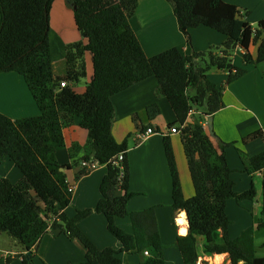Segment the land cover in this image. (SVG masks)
Segmentation results:
<instances>
[{"label":"trees","instance_id":"obj_1","mask_svg":"<svg viewBox=\"0 0 264 264\" xmlns=\"http://www.w3.org/2000/svg\"><path fill=\"white\" fill-rule=\"evenodd\" d=\"M74 4L76 27L87 37V43L75 42L67 46V73L54 76L50 58V7L53 0H0V72L22 75L36 100L41 114L35 117L12 119L0 112V166L9 162L21 177L13 182L0 178V235L7 233L24 248V264H34L33 249L51 228H60L69 238L79 240L86 249L83 264H123L120 252L134 253L149 250L151 256L142 264H167L160 244L159 233L151 210L129 212V162L126 142L119 143L112 133V84L118 69H129L123 87L155 76L159 91L170 103L176 120L171 124L184 125L182 141L194 194L184 195L176 158L169 136L164 147L173 181L174 210L186 211L189 232L178 238L177 245L185 264H197V235L206 237L204 252L227 253L230 264H264V255L256 254L255 233L264 232V150L250 156L242 153L244 171L260 172L263 184L262 216L254 226L231 238L227 200L256 197V188L236 193L226 149L235 142H223L213 137L203 122L224 108L223 91L227 84L247 72L233 64L238 47L244 49L245 65L264 62V19L253 27L244 19L240 7L225 0H167L173 8L179 29L192 45L191 30L199 26L212 28L226 37L221 46L207 51L184 54L173 47L146 57L136 37L130 18L138 0H71ZM259 43L257 55L250 47ZM93 56V79L87 86V96L94 104L92 113L63 101L57 95L61 82H77L86 75L83 56ZM215 69L227 71L224 85L212 81L208 73ZM197 108L188 121L191 111ZM152 116L160 112L158 105L149 107ZM76 119L88 131L83 158L91 156L107 166V174L100 186L101 199L94 209L103 213L109 231L122 243L117 251L99 249L81 230L78 222L93 210L78 211L69 217L65 209L71 203L72 189L64 168L56 158V151L64 147L62 131ZM263 138L258 130L248 139ZM123 154V158L119 157ZM217 155L219 163L210 165L208 159ZM77 175L79 179L86 172ZM123 177L120 179V176ZM118 187L124 191L116 193ZM129 216L133 233L128 234L115 223L116 217ZM222 231L223 242L214 235ZM264 249V240L262 243ZM7 258V263L11 261ZM68 264H74L69 262Z\"/></svg>","mask_w":264,"mask_h":264},{"label":"crops","instance_id":"obj_2","mask_svg":"<svg viewBox=\"0 0 264 264\" xmlns=\"http://www.w3.org/2000/svg\"><path fill=\"white\" fill-rule=\"evenodd\" d=\"M241 8L244 19L253 27L264 19V0H225ZM1 19V15H0ZM131 25L146 57L154 56L167 49L177 47L184 54L205 52L214 46H221L226 37L218 31L199 26L191 30L192 45L179 29L173 8L167 0H139L134 15L130 18ZM75 42L87 43V37L76 27L74 20V4L71 0H53L50 7V58L54 76L67 73V46ZM259 43L250 47L254 56L257 55ZM244 49L238 47L233 54V64L247 69L240 78L227 84L223 91L224 108L213 117L216 136L223 142H235L226 149V156L236 193L249 190L254 184L256 197L252 200H227L226 210L231 220L230 237L237 238L242 232L254 226L262 216L263 184L260 172L253 175L244 171L242 153L250 156L264 150L263 138H244L261 130L264 133V62L256 65H245ZM86 75L77 82H68L66 87H57V95L63 101L88 113L95 110L94 104L87 96V86L93 79V56L86 52L83 56ZM127 66H121L116 74L111 90L114 105L112 113V133L117 142H126L129 162L128 192L132 193L128 201L129 212L151 210L156 224L162 253L167 264H185L182 253L177 245L178 238L189 232V219L186 211L174 210L173 181L164 147V138L169 136L173 146L176 164L180 175L184 195L191 197L194 187L190 175L188 159L182 141V133H170L171 124L176 120L174 111L167 98L159 91V82L150 76L129 87H123L128 75ZM219 76L215 82L224 85L228 78L227 71L212 69L208 76ZM212 80V79H211ZM158 105L160 112L152 116L149 107ZM0 112L12 119L35 117L41 114L25 78L17 72H0ZM197 108L192 116L199 114ZM207 127V122H203ZM177 126V125H175ZM154 130L146 134L147 129ZM64 147L56 151L58 162L64 166L68 185L72 189L71 203L65 212L74 217L78 211H93L78 222L81 230L96 244L99 249L112 248L120 251L122 243L109 231L107 219L103 213L94 209L102 197L100 186L107 174V166L98 165L93 169L82 166L84 147L88 131L82 128L76 119L62 131ZM239 148V149H238ZM89 160H92L94 158ZM210 165L219 163L217 155L208 159ZM86 172L77 179L83 170ZM8 178L13 182L20 179L19 171L9 162L0 166V178ZM124 192L123 190L121 191ZM116 190V193H121ZM185 215L183 220L182 215ZM182 220L184 222H182ZM115 223L126 233H133L129 216L116 217ZM264 240V232L258 230ZM222 231L215 233V239L221 243ZM13 241V246L10 245ZM206 237L197 235V264H230L227 253L207 254L204 252ZM262 243L256 245V254L264 255ZM259 246V250L257 249ZM24 248L16 240L5 234L0 235V264H24L22 260ZM34 264H83L86 249L77 239L69 238L60 228H49L33 249ZM17 254V255H16ZM11 261L7 263V258ZM123 264H142L151 256L149 250L118 254ZM238 264H245L240 261Z\"/></svg>","mask_w":264,"mask_h":264},{"label":"built area","instance_id":"obj_3","mask_svg":"<svg viewBox=\"0 0 264 264\" xmlns=\"http://www.w3.org/2000/svg\"><path fill=\"white\" fill-rule=\"evenodd\" d=\"M68 85V83L66 81H63L60 83V87H66ZM192 113V111H191ZM184 128V125H177V126H173L170 128V133H182V130ZM154 130L152 128L147 129L146 134H151L153 133ZM120 159L123 158V154L119 157ZM98 165V162L95 159L92 160H85L82 162V166L85 167L86 169H93ZM123 177V175L120 176V179ZM117 191L121 192L122 189L121 187L117 188Z\"/></svg>","mask_w":264,"mask_h":264},{"label":"water","instance_id":"obj_4","mask_svg":"<svg viewBox=\"0 0 264 264\" xmlns=\"http://www.w3.org/2000/svg\"><path fill=\"white\" fill-rule=\"evenodd\" d=\"M206 122H207V127L210 132V134L215 137L216 133L214 131V122H213V117L212 116H206Z\"/></svg>","mask_w":264,"mask_h":264},{"label":"rangeland","instance_id":"obj_5","mask_svg":"<svg viewBox=\"0 0 264 264\" xmlns=\"http://www.w3.org/2000/svg\"><path fill=\"white\" fill-rule=\"evenodd\" d=\"M139 1V0H138ZM172 6V5H171ZM217 77H219V76H210L209 75V78L210 79H212V81H214L215 82V80H216V78ZM3 234H5L6 236H9L7 233H3ZM10 238H12L11 236H9ZM12 240H15V239H13L12 238ZM13 241H11V243H10V245L11 246H13V243H12ZM260 243H262V236L261 235H258L257 237H256V245H260ZM257 249L259 250V246H257ZM17 255V254H16Z\"/></svg>","mask_w":264,"mask_h":264},{"label":"bare ground","instance_id":"obj_6","mask_svg":"<svg viewBox=\"0 0 264 264\" xmlns=\"http://www.w3.org/2000/svg\"><path fill=\"white\" fill-rule=\"evenodd\" d=\"M182 218H183V220L185 219V215L184 214L182 215ZM183 220H182V222H184Z\"/></svg>","mask_w":264,"mask_h":264}]
</instances>
